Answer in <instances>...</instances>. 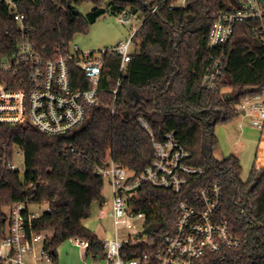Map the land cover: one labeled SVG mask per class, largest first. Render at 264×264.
<instances>
[{"label": "trees", "instance_id": "16d2710c", "mask_svg": "<svg viewBox=\"0 0 264 264\" xmlns=\"http://www.w3.org/2000/svg\"><path fill=\"white\" fill-rule=\"evenodd\" d=\"M159 1L132 3L143 21L133 34L134 49L120 76L121 84L115 96L99 93V103L86 109L79 127L65 135L47 136L29 124L0 126V144L18 146L26 170L23 175L6 173L0 182V228L5 208L27 200L46 204L34 229L49 232L43 248L54 263L57 248L70 239L88 244L87 258L104 256L102 242L83 225L91 217L93 205L101 208L104 204V182L95 169L111 160L138 175L150 164L152 144L139 126L138 116L148 121L156 139L173 132L191 153L189 164L205 173L180 194L142 184L131 207L145 215L144 233L152 244H125L121 257L129 260L156 250L162 237L174 228L179 201L191 199L196 189L217 182L222 192L218 216L228 221L241 241L239 252L256 263L264 262V166L260 170L253 166L242 180L237 157H214L215 127L239 116L235 105L264 95V40L259 23L237 22L227 44L210 50L207 36L216 14L236 0H187L184 8L173 10L168 9L170 0ZM85 2L93 4L91 12L75 14ZM127 5L116 0H22L21 11L34 29L35 49L51 56L67 50L75 36L87 33L106 9L122 13ZM154 6L156 11L150 14ZM16 30L0 3V57L13 51ZM218 56L223 57L221 73L213 89L205 88L202 81L210 57ZM120 62L116 53L104 55L101 89L115 88ZM71 76L84 83L77 69L72 68ZM113 100L116 115H111ZM30 183L33 188L28 191Z\"/></svg>", "mask_w": 264, "mask_h": 264}, {"label": "built area", "instance_id": "2783aa9c", "mask_svg": "<svg viewBox=\"0 0 264 264\" xmlns=\"http://www.w3.org/2000/svg\"><path fill=\"white\" fill-rule=\"evenodd\" d=\"M166 0H160L162 3ZM22 0H0L9 18L16 25L13 51L0 57V126L17 127L32 125L47 136H61L79 127L86 118V109L99 103L100 92L114 96L121 84L120 76L131 60L130 47L135 30L126 42L97 53L82 52L71 43L65 51L54 55L35 49L33 27L27 25L21 11ZM187 0H170L168 9H182ZM157 6L150 10L154 13ZM128 12H122L118 22L133 23ZM256 21L264 40V1L236 0L216 14L208 36L210 50L221 49L231 38L237 22ZM5 35L9 34L6 30ZM106 53L120 55L119 77L114 89L99 87L103 58ZM2 60V61H1ZM223 57H210L202 85L213 89L222 70ZM72 68L84 76V83L73 79ZM75 81V86L73 83ZM13 85L20 88L11 89ZM239 115L252 118L251 125L264 129V95L246 98L234 107ZM111 115H116L114 100ZM139 126L148 134L153 150L150 164L138 175L108 160L95 169L96 175L110 188L112 199L107 216L112 222V232L101 242L104 259L112 264H264L245 258L239 252L241 241L232 233L225 218L218 216L221 204V187L215 182L196 189L194 197L179 201L172 232L162 237L161 245L153 252L125 260L120 250L125 244L150 245L152 238L144 233L145 215L136 212L131 202L137 197L142 184L170 190L180 194L190 181L199 180L205 170L189 164L191 153L181 146L173 132H166L156 139L148 121L137 117ZM74 152V149H70ZM23 156L15 144H0V182L6 173L18 172L14 156ZM257 168L256 170H258ZM28 191L33 184L27 185ZM41 205V204H40ZM28 200L15 203L4 213V226L0 228V264H54L43 244L49 232L35 230V223L43 211L31 209ZM74 245L86 252L88 244L74 239Z\"/></svg>", "mask_w": 264, "mask_h": 264}, {"label": "rangeland", "instance_id": "374dc122", "mask_svg": "<svg viewBox=\"0 0 264 264\" xmlns=\"http://www.w3.org/2000/svg\"><path fill=\"white\" fill-rule=\"evenodd\" d=\"M139 1V0H138ZM128 5L125 7L124 11L128 12L133 17V23L129 24H120L118 22V17L121 12L116 11L112 12L111 8L106 9V13L100 17H98L92 24L89 25L88 31L85 34L75 36L73 40V44L77 45L80 51L82 52H99L105 48H113L120 43H124L128 40L129 35L132 30L138 28L139 24L142 21L141 13L135 12V7L132 3H127ZM93 9V4L91 2H85L81 6L77 8V11L81 15H86L87 13L91 12ZM133 46L130 47V52L133 51ZM2 61V60H1ZM227 93L228 91L225 90ZM234 121V120H233ZM226 123V124H218L215 127V134L217 138V147L214 151V157L218 160H221L225 157L226 149L228 144L234 139L238 137L239 128L236 123ZM245 132V142L241 140L242 148H243V156L242 161L240 162L241 165V174L240 177L242 180H246L248 178L249 172L251 168L254 166V154H255V144L251 142V138L255 136L256 132L251 130L249 127L244 129ZM228 135L227 139H224L223 136ZM240 146V147H241ZM14 164L17 168L22 171L24 169V158L20 155L14 156ZM259 166V165H258ZM264 166V165H263ZM261 168V167H260ZM260 168L258 170H260ZM104 193L108 198L110 193V188L107 183L104 182ZM94 208H98L96 205H93V214L90 218L91 223H97L95 219L96 211ZM32 210L35 211H43L47 210L46 204H41L37 206H31ZM5 214H8V209H4L3 211ZM107 224V223H105ZM104 225V224H103ZM105 227H101L99 232L97 233L99 239L103 240L105 236L108 235V232H104ZM112 232V222L109 226ZM108 228V227H107ZM88 264H112L107 263L104 259V256L99 258L93 259L88 258Z\"/></svg>", "mask_w": 264, "mask_h": 264}, {"label": "crops", "instance_id": "0c3cea01", "mask_svg": "<svg viewBox=\"0 0 264 264\" xmlns=\"http://www.w3.org/2000/svg\"><path fill=\"white\" fill-rule=\"evenodd\" d=\"M142 21H143V19H142ZM142 21H141V23H142ZM141 23L139 24V26L141 25ZM233 120L232 121L234 123H236L238 128H239L238 137H237V139H234V141H232L228 144V147H227L226 153H225L226 154L225 157L232 155V156L237 157L240 162L242 161L243 148L244 147L242 148V146H241L242 144H240V143H241V140H243L245 142L246 139H245L244 129L249 127L251 130L256 132L255 136L251 138V142H254V144H255L254 158H255L256 154L261 155V157H259L258 159H256V158L254 159L253 164H255V169L263 167V165H264V129L263 130H257L255 128H253L251 125L252 118L249 116H243L241 114ZM232 121L230 123H232ZM223 137H224V139H227L228 135H225ZM225 157H223V158H225ZM102 194L104 197V204L102 205L101 208L95 204L98 208H94L96 211V215L94 217H95L97 223H91L90 222V220H91L90 218L92 217V215L89 219L83 221L84 227L87 228L88 230H90L92 233H94L98 239H99V237H98L97 233L99 232V229L102 226L105 227L104 225H106L104 232L105 231H106V233L108 232V235L105 236L104 238L109 237L111 235V228L109 227L111 224V221L108 218L107 214L110 211L112 195H111V191H110L109 196L107 198L106 194L104 193V188H103ZM92 214H93V209H92ZM105 223H107V224H105ZM99 240L102 241L101 239H99ZM87 260H88V258L86 257V252H83L78 246L74 245V239H70L69 241L61 244L57 248V259H56L54 264H88Z\"/></svg>", "mask_w": 264, "mask_h": 264}, {"label": "water", "instance_id": "95a60500", "mask_svg": "<svg viewBox=\"0 0 264 264\" xmlns=\"http://www.w3.org/2000/svg\"><path fill=\"white\" fill-rule=\"evenodd\" d=\"M116 1H118V2H124V3H133V2H136V1H138V0H116ZM258 1L262 3L264 0H258ZM74 13L77 14L78 11L75 10ZM134 94L137 95L136 92H134Z\"/></svg>", "mask_w": 264, "mask_h": 264}]
</instances>
